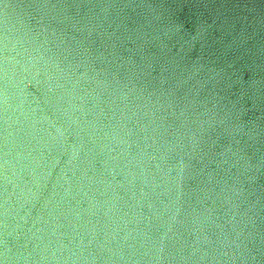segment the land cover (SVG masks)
I'll use <instances>...</instances> for the list:
<instances>
[{
  "label": "water",
  "instance_id": "obj_1",
  "mask_svg": "<svg viewBox=\"0 0 264 264\" xmlns=\"http://www.w3.org/2000/svg\"><path fill=\"white\" fill-rule=\"evenodd\" d=\"M0 264H264V0H0Z\"/></svg>",
  "mask_w": 264,
  "mask_h": 264
}]
</instances>
